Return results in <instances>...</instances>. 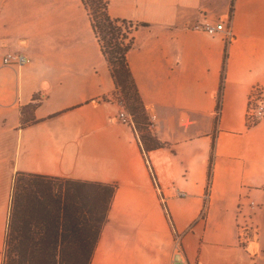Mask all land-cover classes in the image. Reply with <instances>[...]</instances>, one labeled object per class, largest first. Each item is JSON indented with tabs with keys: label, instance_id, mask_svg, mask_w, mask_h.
<instances>
[{
	"label": "crops",
	"instance_id": "0c3cea01",
	"mask_svg": "<svg viewBox=\"0 0 264 264\" xmlns=\"http://www.w3.org/2000/svg\"><path fill=\"white\" fill-rule=\"evenodd\" d=\"M69 2L0 0V264L17 173L113 186L89 264H264V118H245L251 87L264 97V0H107L136 24L126 59L163 144L148 151ZM229 16L228 43L194 28ZM11 51L30 61L4 65Z\"/></svg>",
	"mask_w": 264,
	"mask_h": 264
},
{
	"label": "trees",
	"instance_id": "16d2710c",
	"mask_svg": "<svg viewBox=\"0 0 264 264\" xmlns=\"http://www.w3.org/2000/svg\"><path fill=\"white\" fill-rule=\"evenodd\" d=\"M80 2L135 128L146 127L147 115L126 59L133 44L128 35L136 24L109 16L107 0ZM139 137L145 151L163 145L149 132H140ZM112 192L113 186L107 184L17 173L3 264H89Z\"/></svg>",
	"mask_w": 264,
	"mask_h": 264
},
{
	"label": "built area",
	"instance_id": "2783aa9c",
	"mask_svg": "<svg viewBox=\"0 0 264 264\" xmlns=\"http://www.w3.org/2000/svg\"><path fill=\"white\" fill-rule=\"evenodd\" d=\"M229 24H230V16L226 20H219V21H214V20L202 18L197 23H195L194 28L197 30H200V31H202V32H204L210 36L221 35L223 40L226 43H228L232 38V33L230 30ZM1 60H2V63L4 65L21 66L23 64L28 63L30 61V58L21 52L11 51V52L4 53L2 55ZM260 95L263 96L262 93ZM253 98L254 97L252 96L251 99H253ZM107 99L115 101L116 103H118V111L116 114V119L122 124L134 127L133 118H132L131 114H129L128 111L126 110L125 104H124L123 100L121 99L120 92L116 91L115 93L112 94V96L110 98H107ZM247 115L251 119H262V118H264V99L263 98L258 99V101L254 105V107L252 109H250V111L247 112ZM148 121H149V124L147 125L148 128H150V129L154 128V117L151 116L150 120H148ZM146 164H147V167L149 168V171L152 174L151 167H150L147 160H146ZM152 176H153V174H152ZM157 190H158V193L160 196L159 198L161 200V203L164 204L163 197L160 194V190L158 187H157ZM176 194L178 197H184L186 195V193L182 190H176ZM204 198H205V201L208 199V191L205 193ZM206 207H207V205H206V203H204L203 207L201 208L200 216H202L205 213ZM179 238H180V236L177 235L176 245H178Z\"/></svg>",
	"mask_w": 264,
	"mask_h": 264
},
{
	"label": "rangeland",
	"instance_id": "374dc122",
	"mask_svg": "<svg viewBox=\"0 0 264 264\" xmlns=\"http://www.w3.org/2000/svg\"><path fill=\"white\" fill-rule=\"evenodd\" d=\"M10 1H12V0H6V2L7 3H9ZM41 2L42 1H47V0H40ZM77 2H80V0H70V2H69V4H71V6H75V5H77ZM88 2V1H87ZM80 4H81V2H80ZM81 7H82V9H81ZM81 7H80V5H79V10H80V12H84L85 13V15H86V17H87V20H88V22H87V30H88V36L89 37H91L92 35H91V32H90V28H89V24L88 23H90L89 22V15H88V12H87V10H85L84 9V7H83V5L81 4ZM87 9L89 10V7H87ZM91 9V8H90ZM84 15V14H83ZM84 15V16H85ZM84 16H83V18H84ZM132 33V32H131ZM131 36V34L130 35H128V38ZM226 49V48H225ZM223 70V69H222ZM222 70H221V76H220V78H222ZM260 90V88H258V86H252L251 87V89H250V91H249V94H248V100H247V108H246V114H245V118H246V121H247V125H253V124H255V123H257L258 121H260V120H262V119H251V118H249L248 117V115H247V112L248 111H250V109H252L253 107H254V105L256 104V102L258 101V99H264V97L263 96H261L260 94L262 93L261 92V90ZM254 97L253 99H251V97ZM122 99V98H121ZM144 106V105H143ZM126 108V107H125ZM145 109V108H144ZM126 110H127V108H126ZM146 112V111H145ZM147 115V114H146ZM150 118H151V116H148L147 115V119L148 120H150ZM147 120V122H146V127H144V128H142V129H137V131H138V133H139V135H140V132H143V133H147V132H149L152 136H154V134H155V127L154 128H152V129H150V128H148V124H149V121ZM64 183V182H63ZM63 183H59L58 181L56 182V184H63ZM206 213V212H205ZM202 216H204V214L202 215ZM250 228V230H247V228L246 227H244V226H240V228L238 229V231H239V235H238V237L240 238V237H245L246 235H245V232L246 231H248V234H250L249 232L250 231H252L251 229V227H249Z\"/></svg>",
	"mask_w": 264,
	"mask_h": 264
}]
</instances>
